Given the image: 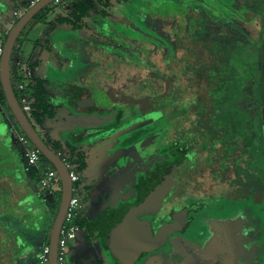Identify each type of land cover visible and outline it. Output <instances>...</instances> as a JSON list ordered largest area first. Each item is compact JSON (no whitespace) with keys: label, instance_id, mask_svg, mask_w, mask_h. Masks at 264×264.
I'll use <instances>...</instances> for the list:
<instances>
[{"label":"rangeland","instance_id":"374dc122","mask_svg":"<svg viewBox=\"0 0 264 264\" xmlns=\"http://www.w3.org/2000/svg\"><path fill=\"white\" fill-rule=\"evenodd\" d=\"M29 1L0 0V43L14 12L25 10ZM68 1L51 2L45 21H30L11 56L17 91L20 79L28 84L38 78L47 80L56 97L53 117L46 114L40 123L31 117L40 136L61 157L72 155L70 145L85 154L87 165L77 168L81 179L74 183L84 216L78 220L76 238L67 244L66 264H264V136L221 141L216 130L215 143L199 150V163L181 177L174 197L179 198L176 205L204 203L193 224L163 233L158 242L154 239L133 256L118 255L107 246L103 229L110 208L138 199L141 175H151L156 165L170 162L171 156L159 150L185 135L184 128L201 122V107L191 101L199 95L205 98L212 63V55L201 50L210 41L226 46L260 41L264 20L252 10L243 14L242 2L258 9L264 0H90V16L79 21L70 12L75 3ZM65 13L73 22L54 25ZM167 74L178 93L172 90L170 99L177 95L165 105L164 121H138L137 105L127 98L162 93ZM75 86L89 89L100 111H78ZM5 107L0 103V115L8 120H0V177L10 187L0 193L5 216L0 220V240L10 247L9 264H41L46 198L52 201L54 194L42 199L36 193L42 191L28 176L19 132ZM119 110L123 112L118 115ZM155 113L143 120H154ZM202 115L210 122L211 112L204 109ZM90 129L98 131L86 135ZM71 157L79 166V157ZM18 185L30 191L31 206L24 200L12 202V188ZM54 191L60 195L62 185ZM163 212L161 208L155 226L164 220ZM7 225L12 230L7 231Z\"/></svg>","mask_w":264,"mask_h":264},{"label":"trees","instance_id":"16d2710c","mask_svg":"<svg viewBox=\"0 0 264 264\" xmlns=\"http://www.w3.org/2000/svg\"><path fill=\"white\" fill-rule=\"evenodd\" d=\"M242 4V7L245 8L243 14H246L248 11L252 10L255 16H260L264 20V7L262 8L258 4V9L260 10L258 12L256 11L258 9H252L248 6L245 1L242 2ZM90 5L91 4L88 0L76 1L74 9L71 12L75 21H79V18L83 19V17L90 16ZM28 7L29 3H26V6L24 8L26 9ZM46 14L47 10L45 7L40 10L30 21L37 19L40 21H45ZM18 19L19 18H16L12 22V24L14 25L18 21ZM67 20L72 21L71 18H61L62 22H67ZM2 22L3 21L1 20L0 26H2ZM8 32L9 30L6 31L3 36V44L7 39ZM263 44L264 28L262 30L261 39L258 42L246 41L243 44H236L232 46L223 45L222 42L218 40L206 43L205 47L201 51L206 50V52H209L210 55H212V63L209 64V68L207 70V84L205 86L206 96L204 98V96L199 95L198 97L196 96L192 98L191 101L201 107V115H199L201 116V122L194 123L188 128H184V130H182V135H185H183L178 140L181 145H193V147L198 149L197 151L205 150L207 146H209L210 148V146L215 143L214 139L216 135V130H218L221 134V141L231 140L233 137L244 135H248L251 138H256V136H264ZM20 81H22V79H20ZM167 83V88L162 93H159L157 95L151 96L148 94L140 98L134 96H129L127 98L128 101L138 106H136V111L138 115L141 114L140 118H144V115L148 116L151 113L156 112L155 116H157L156 118L158 120H156L155 118L154 121H156V123H162V118L164 117V113L166 112L167 104L172 103L173 98L178 93V90L173 89V84L170 79H168ZM25 85V90L17 91L15 87L14 90L21 104L22 97L26 96L28 98V102L32 105L33 112L28 115L30 121L31 117H33L38 123L43 122L44 116L46 114L50 117H53L54 107L57 105L53 102V100L56 97L53 93L48 90V87L46 86L47 80L38 78L30 79L29 83H25ZM172 90L177 93L173 95L170 99ZM0 103L5 105V109H7V111L11 113V117L14 119L15 123V130H18L21 133L25 134L7 104V99L2 89L1 82ZM116 107H114V109H117ZM204 109H207L212 114L211 118H208L210 119V122L206 121V119L202 115ZM119 112L121 113L123 112V110H119ZM169 118L170 113L168 116V120L165 122H168ZM164 119L165 118H163V121ZM151 121L148 120V122ZM145 122L147 121L145 120ZM56 146L59 147L58 144ZM80 148L81 147H77L75 145L69 146V150L72 156L77 155L79 157L78 161H81L80 165H77V168L80 167V169H82L86 167L87 163L84 160L85 154L83 151L80 150ZM42 163L45 166H53L52 163L43 154ZM40 175L41 173L37 171V169L31 167L28 168V176L30 177V180L32 182H35V186L36 182L40 179ZM47 194L48 193H45L43 195ZM61 195L62 192H60V195L55 193V216L57 215L59 210ZM108 227L109 222L104 228L105 237ZM49 239L50 236L46 239V244H49ZM106 242L118 255L128 253H118L115 251L114 247L108 242V239H106ZM128 254L130 256H133L130 253Z\"/></svg>","mask_w":264,"mask_h":264},{"label":"water","instance_id":"95a60500","mask_svg":"<svg viewBox=\"0 0 264 264\" xmlns=\"http://www.w3.org/2000/svg\"><path fill=\"white\" fill-rule=\"evenodd\" d=\"M54 0H40L34 5L28 7L19 17L18 21L10 28L7 39L4 43V52L1 60L0 82L7 99V104L11 109L16 121L22 131L27 135L31 142L40 149L42 154L52 163L60 175L62 185L61 202L54 224L50 231V264H58L57 248L60 236L61 227L64 217L72 196V186L67 166L60 155L55 152L40 136L28 115L23 110L21 103L15 93L14 86L11 80V56L15 43L20 36L22 30L30 22V20L43 8L49 5ZM264 47V44H263ZM87 100H91L90 92L85 90ZM98 129L87 130L86 135L97 132ZM181 161V159H179ZM165 167L157 179L144 178L145 195L135 204H127L113 212L111 223L106 231V237L109 243L118 253L128 252L132 255H138L148 246L153 237L154 231L151 222L143 219L140 216L145 214L156 213L162 205V200L165 199L168 193L169 186L165 179L170 176L171 169L176 167L178 163ZM186 209L174 210L176 216V224H167V232H171L175 228H181L183 222H178V215L182 212H187Z\"/></svg>","mask_w":264,"mask_h":264},{"label":"flooded vegetation","instance_id":"af4514ba","mask_svg":"<svg viewBox=\"0 0 264 264\" xmlns=\"http://www.w3.org/2000/svg\"><path fill=\"white\" fill-rule=\"evenodd\" d=\"M166 77L171 80V78H169L168 74L166 75ZM72 90L74 91V98L76 97V100H77L74 104L76 105V108L78 111H83V112L100 111V108L95 106V104L92 103V100L86 99V95H85L84 91L85 90L89 91V89L83 88L81 86H75V87H72ZM90 98H92L91 92H90ZM115 110H117V109H114V111ZM119 114H120V112L118 111V115ZM145 116L146 115H144L143 117H145ZM143 119L144 118H140L139 120L138 119L137 120L140 122L141 121L145 122V120H143ZM156 120H158V119L156 118ZM151 122H152V124L156 123V121H154V120H152ZM151 122H149V123H151ZM171 143L172 144L169 146V148L163 147L162 149L159 150L161 152L165 151V153L167 152L166 154H168V156H171L172 159L170 160V162H167V163L165 162L159 166L156 165V167L153 168L151 175H143L142 174L140 179H139L141 185H139V188H138V199L132 203H122V205L118 208H110L107 212L106 218L103 221V229L107 226L108 222H109V226H110L111 217H112V214L114 211L122 208L123 206H125L127 204L137 203L145 195L146 191H145L144 182H143L144 178L157 179V177L162 172H164L165 167L180 161L179 159H181V161L178 163V165L176 167L171 169L170 176L165 179V182L169 186L170 190L166 194L165 199L162 200L161 208H164V212H163L161 217L164 218V220H162L158 225L155 226V219H156V217H159L158 213L161 210V208L156 213L145 214V215H141L140 217L143 219H147L151 222L154 234H153V237L150 240V242H152L154 239H156L158 242L163 233L175 232L177 229H182L183 227H185L189 223L193 224L194 222L199 220V218H196V216H197L198 211L200 209H202L204 203H201V201H199V200L196 203H194V200H193L192 202H189L187 204H183V205L177 204L176 205V200H178L179 198H174L176 195V192L179 189V186L181 184V177H183V179H185L186 176L188 175V173L193 169V167H195L199 163V161H198L199 160L198 159L199 151H197L198 149L193 147V145H190L187 143H186L187 145H181L179 143V141L177 139H174V138L171 140ZM165 153H163V154H165ZM168 156H167V158H168ZM185 194H189V193H182L181 196L185 195ZM205 194H207V193H203L202 195H205ZM189 195H192V194H189ZM186 208H188L186 213L182 212L180 215H178V222L184 223L182 225V227L181 228H175L171 232H167L166 225L167 224L168 225L169 224L174 225L177 222L176 216H174L173 211L178 210V209H186ZM109 216H110V218H109ZM7 231H8V229H7ZM1 232L3 233V231H1ZM105 238L106 237H104V239ZM150 242H149V244H150ZM105 243H107V242L105 241ZM0 245L2 246V248H0V264H9L8 259H7V254L10 251V248L7 245V241L5 239H1ZM107 246H109V245H107Z\"/></svg>","mask_w":264,"mask_h":264},{"label":"built area","instance_id":"2783aa9c","mask_svg":"<svg viewBox=\"0 0 264 264\" xmlns=\"http://www.w3.org/2000/svg\"><path fill=\"white\" fill-rule=\"evenodd\" d=\"M40 0H30L29 6L34 5ZM71 2L77 0H69ZM55 3H61L62 0H54ZM23 9L17 10L14 12L16 17H20L23 14ZM4 52V44L0 43V71L2 55ZM26 85L24 82L18 83V90H25ZM23 110L27 115L33 112L32 105L28 102V98L26 96L22 97ZM19 132V142L22 145V151L24 158L29 167L37 169L41 173L40 179L36 182V186L41 189V191H47L49 193H54V187L56 185L61 184V179L58 171L53 166H45L42 163V152L38 147H36L31 140L27 137V135ZM60 155V153H58ZM61 157V155H60ZM65 162L71 181L73 182L72 186V196L64 217V221L61 227L60 236L58 240V248H57V262L58 264H66V248L67 244L76 238L78 231L80 230V226L78 223L79 219H82L84 216L83 209L84 204L81 200L80 195L75 194L76 190L79 187H75L74 183L80 181V174L77 170V166L75 162L72 160L71 156H68L66 153L64 157H61ZM73 161V162H72ZM50 246L49 244H45L40 253L39 259L41 264H50L49 260Z\"/></svg>","mask_w":264,"mask_h":264},{"label":"crops","instance_id":"0c3cea01","mask_svg":"<svg viewBox=\"0 0 264 264\" xmlns=\"http://www.w3.org/2000/svg\"><path fill=\"white\" fill-rule=\"evenodd\" d=\"M89 2H90V0H88ZM69 2V1H68ZM70 3V5H72V4H74V3H76V1H74V2H69ZM73 9L74 8H70V12H72L73 11ZM69 14V13H68ZM68 14H63V15H59L57 18H56V24H54V25H60L59 23H58V21H61V18H65V16L66 17H68ZM16 18H18V17H14L13 16V18L11 19V21H9V27L7 28V30L6 31H8V30H10V28L13 26V24H12V22L16 19ZM84 18H86V17H83V19ZM62 22V21H61ZM6 31H5V33H6ZM20 62V61H19ZM22 82V81H21ZM10 113V112H9ZM0 120H2L1 121V123L3 122H5V120L3 119V117L0 115ZM6 121H8V120H6ZM11 122V121H10ZM13 125V124H12ZM8 181V180H7ZM7 181H6V178L5 177H0V193L1 194H4L5 193V190L8 188V187H10V186H8V184H7ZM10 183H11V181H9ZM20 187H23L22 189H24V191L22 192V195L21 196H19L18 194H20L21 192H19V190H20ZM13 190H12V198H11V200H12V202L14 203V202H16V201H18V203L19 202H21L22 200H24L25 201V203L26 202H28L29 203V205L31 206L32 205V203H33V200H32V197H31V194H30V191H28V189L25 187V186H16V187H13L12 188ZM38 189V188H37ZM21 191V190H20ZM36 192V191H35ZM37 194H40V196L42 197V199L43 198H46V195H43V194H45V193H48L49 194V192H47V191H42V192H40L39 190H38V192H36ZM55 193L56 192H54L53 194L54 195H52V194H50V195H52V197H53V200L52 201H48L47 200V198H46V201H47V203H49L48 204V211H47V213H46V215H44L43 216V219H46V221L48 222V224H47V229H44L43 230V236L47 239L49 236H50V231H51V228H52V226H53V223H54V221H55V218H56V216L54 215V211H53V209H54V204H55V200H56V198H55ZM3 209V205H0V220H5V216H3V212L1 211ZM10 222H11V220H9ZM8 223V224H11V223ZM46 224V223H45ZM7 229H8V231H10V230H12L11 229V227H10V225H7ZM2 231V229H0V232ZM2 233V232H1ZM46 244V243H45ZM106 245H108L107 243H106ZM10 248V247H9ZM133 259V258H132Z\"/></svg>","mask_w":264,"mask_h":264}]
</instances>
